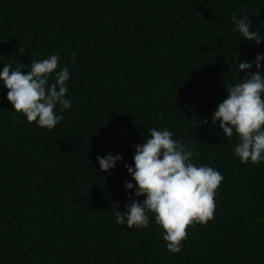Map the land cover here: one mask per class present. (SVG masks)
<instances>
[{
    "label": "trees",
    "instance_id": "16d2710c",
    "mask_svg": "<svg viewBox=\"0 0 264 264\" xmlns=\"http://www.w3.org/2000/svg\"><path fill=\"white\" fill-rule=\"evenodd\" d=\"M233 13L264 37V0H0V71L27 74L32 59L59 54L72 104L42 128L14 111L0 81V264H264V160L242 163L238 135L212 123L226 86L257 70L238 63L264 55ZM150 128L224 177L214 218L189 227L179 253L154 213L144 228L116 221L146 198L126 165ZM109 153L122 159L101 171Z\"/></svg>",
    "mask_w": 264,
    "mask_h": 264
},
{
    "label": "clouds",
    "instance_id": "9594fccd",
    "mask_svg": "<svg viewBox=\"0 0 264 264\" xmlns=\"http://www.w3.org/2000/svg\"><path fill=\"white\" fill-rule=\"evenodd\" d=\"M231 19L236 25L235 30L245 39L255 40L257 44L264 39L258 31L250 30L252 23L246 15L237 18L233 13ZM59 59V54L42 60L32 59L27 74L21 69L28 65L20 64L13 70V66L5 63L0 71V81L8 89L7 99L14 111L24 114L29 123L36 122L49 130L64 119L62 114H57V106L61 112L72 107L66 98L70 72L67 67L57 70ZM262 59L264 55L257 54L253 62L238 63L241 72L250 69L253 63L257 70L241 78L239 83L226 86L227 98L212 114V123L219 121L227 138H231L234 132L238 135L235 154L242 163L251 161L259 164L264 160ZM50 76H54V82L50 83ZM148 131L150 138L135 146L134 168L126 165L137 185L134 195L146 198L142 202L133 199L126 206L127 211H117L116 221L121 225L127 224L129 229L144 228L149 224L147 213H154L155 222L163 229L167 249L179 253L182 241L187 239V229L214 218L216 190L224 177L212 167L193 164L194 149L189 150L184 143L173 139V132L156 128ZM97 159L100 170L107 172L115 168L122 157L109 153ZM126 188L132 189L133 184L126 182ZM129 196L131 198L132 194Z\"/></svg>",
    "mask_w": 264,
    "mask_h": 264
}]
</instances>
